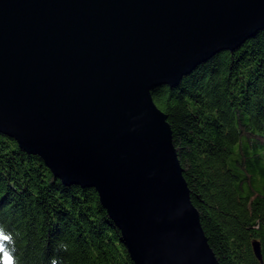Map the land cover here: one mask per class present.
Instances as JSON below:
<instances>
[{
  "label": "water",
  "instance_id": "obj_1",
  "mask_svg": "<svg viewBox=\"0 0 264 264\" xmlns=\"http://www.w3.org/2000/svg\"><path fill=\"white\" fill-rule=\"evenodd\" d=\"M261 31L264 0H0V134L94 189L134 264H219L153 93Z\"/></svg>",
  "mask_w": 264,
  "mask_h": 264
},
{
  "label": "trees",
  "instance_id": "obj_2",
  "mask_svg": "<svg viewBox=\"0 0 264 264\" xmlns=\"http://www.w3.org/2000/svg\"><path fill=\"white\" fill-rule=\"evenodd\" d=\"M153 98L219 264H264V31ZM0 226L17 264H134L94 189L64 185L2 134Z\"/></svg>",
  "mask_w": 264,
  "mask_h": 264
},
{
  "label": "clouds",
  "instance_id": "obj_3",
  "mask_svg": "<svg viewBox=\"0 0 264 264\" xmlns=\"http://www.w3.org/2000/svg\"><path fill=\"white\" fill-rule=\"evenodd\" d=\"M12 244L13 248H9L8 245ZM61 248L64 251L68 250L66 244H62ZM14 253V239L11 233L6 232L3 226H0V264H17V258ZM53 264H56L55 260Z\"/></svg>",
  "mask_w": 264,
  "mask_h": 264
}]
</instances>
